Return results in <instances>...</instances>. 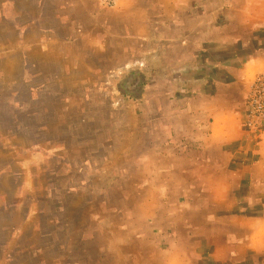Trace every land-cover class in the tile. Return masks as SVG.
<instances>
[{
	"label": "rangeland",
	"instance_id": "374dc122",
	"mask_svg": "<svg viewBox=\"0 0 264 264\" xmlns=\"http://www.w3.org/2000/svg\"><path fill=\"white\" fill-rule=\"evenodd\" d=\"M38 1L0 0V264H130L180 202L176 185L161 189L175 167L149 154L142 132L159 122L130 106L144 92L118 33L126 20L115 0H95L96 18L79 0ZM257 82L264 72L239 109L254 142L264 141Z\"/></svg>",
	"mask_w": 264,
	"mask_h": 264
},
{
	"label": "crops",
	"instance_id": "0c3cea01",
	"mask_svg": "<svg viewBox=\"0 0 264 264\" xmlns=\"http://www.w3.org/2000/svg\"><path fill=\"white\" fill-rule=\"evenodd\" d=\"M74 4L101 15L95 0ZM111 11L126 20L124 55L142 75L144 93L130 106L159 122L142 132L153 137L149 154L175 167L161 189L176 185L180 202L130 264H264V141L250 140L239 112L264 72V0H115ZM167 229L174 235H161Z\"/></svg>",
	"mask_w": 264,
	"mask_h": 264
},
{
	"label": "built area",
	"instance_id": "2783aa9c",
	"mask_svg": "<svg viewBox=\"0 0 264 264\" xmlns=\"http://www.w3.org/2000/svg\"><path fill=\"white\" fill-rule=\"evenodd\" d=\"M107 4H110V2H112V0H104ZM259 82H257L256 83V88L259 90L260 89V87L262 86V84L260 83V84H258ZM260 91H264V87H261V89H260ZM258 94H259V92H258ZM253 100V99H252ZM257 101V100H256ZM257 104H258V106H260V102H258L257 101ZM255 105H256V102H255Z\"/></svg>",
	"mask_w": 264,
	"mask_h": 264
}]
</instances>
